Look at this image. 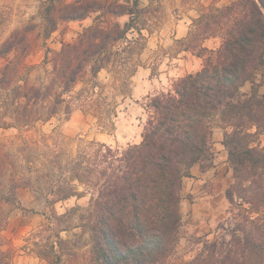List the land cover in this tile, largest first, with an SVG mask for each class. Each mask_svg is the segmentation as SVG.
<instances>
[{"label":"trees","instance_id":"trees-1","mask_svg":"<svg viewBox=\"0 0 264 264\" xmlns=\"http://www.w3.org/2000/svg\"><path fill=\"white\" fill-rule=\"evenodd\" d=\"M147 12L138 0L133 5L120 0H47L48 35L63 22L94 13L96 22L75 41L63 44L49 60V77L37 82L28 77L25 58L11 56L27 51L18 45L27 33L11 34L0 47V58L7 60L0 69V126L29 130L75 106L99 111L102 118L116 114V101L105 94L98 75L109 68L116 74L112 88H128L138 67L136 54L146 38L137 19ZM126 14L131 19L125 24L110 19ZM134 29L138 37L130 35ZM212 36L221 37L220 47H203ZM184 42L185 50H203L199 55H206L204 66L179 78L171 90L149 98L140 143L119 149L91 142L71 160L67 171L60 165L69 181L85 185L93 195L82 215L91 234L87 264H163L173 256L182 237L184 181L197 163L204 169L212 164L217 127L224 131L223 143L234 170L226 193L229 216L219 223L214 238L207 236L202 250L184 264H264V146L259 142L264 135V0L211 6L194 19V29ZM248 82L253 86L245 92ZM80 83L84 87L73 96ZM5 155L0 153V186L8 170ZM77 192L72 183L67 188L52 186L46 201L54 204ZM16 198L15 190L0 196V264H13V253L4 248L1 235L8 222L2 204ZM51 210L50 226L55 230L54 224L66 220L70 212ZM56 236L57 243L65 242L60 233ZM56 247L54 242L51 254L56 259L51 262L61 264ZM46 252L49 259L50 251Z\"/></svg>","mask_w":264,"mask_h":264},{"label":"rangeland","instance_id":"rangeland-1","mask_svg":"<svg viewBox=\"0 0 264 264\" xmlns=\"http://www.w3.org/2000/svg\"><path fill=\"white\" fill-rule=\"evenodd\" d=\"M46 1L0 0V47L14 31L27 33V39L18 44L27 51L21 56L16 57V53L11 56L15 59L25 58L30 65L28 77L33 82L49 77L48 72L52 69L49 60L62 49L64 43L75 41L97 18L94 13L83 20L63 22L48 35L44 18ZM120 1L133 5L135 0ZM230 1L138 0L140 8H148V12L137 19V25L144 28L142 32L146 38L142 40V49L136 54L138 67L129 78L128 88H112L116 74L109 68L103 69L98 75L105 94L110 100L116 101V114L112 117L102 118L99 111H86L75 106L70 112L64 108L50 121L38 123L29 130L17 126H0V153L6 154L8 169L4 186H0V196L1 193L8 194L15 190L18 199L2 204L8 222L1 235L4 248L13 253V264H53L51 261L56 258L53 252L51 254V247L54 242L56 250L62 255L61 264H87L92 249L91 234L84 226L82 215L92 204L93 195L85 185L69 181L66 171L71 160L91 142L106 143L119 149L140 143L147 120L146 104L149 98L171 90L179 78L195 73L204 66L206 55H199L202 49L185 50L184 40L194 29V19L207 13L211 6H223ZM110 19L125 24L130 21L131 15ZM130 35L138 37L139 32L134 29ZM221 42V37L212 36L202 44L211 50L219 48ZM6 61V58H0V69ZM261 77L259 75V80ZM252 86L253 83L248 82L243 89L249 92ZM83 87L84 83H80L71 94L78 95ZM261 91L264 92V85ZM216 131L224 134L220 127ZM259 142L264 146V135L260 136ZM61 164L66 167V171H62ZM188 177L185 179L187 182ZM233 180L234 173L231 183ZM69 183L77 187V194L54 204L47 203V192L52 186L63 185L67 188ZM183 189V203L187 199L192 200L187 194L186 184ZM53 208L59 214L70 212L66 220L54 224L55 230L50 226ZM75 208L79 210L72 211ZM229 208L230 201L226 194L224 208L218 212L217 219L211 222L209 231L200 235L190 233L186 228L188 218L185 217L182 229L185 245L179 244L173 256L163 264H184L193 259L202 250L207 236L208 239L214 238L219 223L229 216ZM56 233H60L65 242L57 243ZM47 250L50 251L49 259L44 256Z\"/></svg>","mask_w":264,"mask_h":264},{"label":"crops","instance_id":"crops-1","mask_svg":"<svg viewBox=\"0 0 264 264\" xmlns=\"http://www.w3.org/2000/svg\"><path fill=\"white\" fill-rule=\"evenodd\" d=\"M223 136L224 134L220 131L214 133L215 157L212 164L204 169L200 163H197L192 168L191 176L188 177L189 181H184V186L187 185V194L192 197V200L187 199V202L183 203L184 193L182 194L183 219L188 218L186 228L194 235L208 232L211 222L217 219L218 212L225 206L227 188L232 181L234 171L223 143ZM183 190L182 192H185V189ZM185 242L186 239L182 235L179 244L185 245Z\"/></svg>","mask_w":264,"mask_h":264}]
</instances>
